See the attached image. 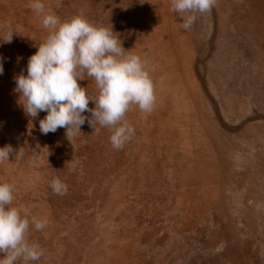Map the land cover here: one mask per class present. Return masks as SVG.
Instances as JSON below:
<instances>
[{
  "label": "rangeland",
  "instance_id": "obj_1",
  "mask_svg": "<svg viewBox=\"0 0 264 264\" xmlns=\"http://www.w3.org/2000/svg\"><path fill=\"white\" fill-rule=\"evenodd\" d=\"M43 2L61 22L112 27L146 61L156 102L130 107L135 134L120 150L90 112L71 141L65 128L42 134L46 113L26 116L14 89L49 30L30 0H0L14 33L4 42L0 28V148L19 153L0 163V182L22 216L48 221L30 224L43 255L29 264H264V0H217L189 30L170 0Z\"/></svg>",
  "mask_w": 264,
  "mask_h": 264
},
{
  "label": "clouds",
  "instance_id": "obj_2",
  "mask_svg": "<svg viewBox=\"0 0 264 264\" xmlns=\"http://www.w3.org/2000/svg\"><path fill=\"white\" fill-rule=\"evenodd\" d=\"M217 0H170L171 10L179 14L181 27L189 30L197 14L210 12ZM31 9L42 17V25L49 30L47 39L38 45L37 51L28 59L26 75L23 71L15 77V89L26 116H46L39 121L42 134L66 129L71 141L85 123V112L91 113L88 123L110 130L112 147L123 148L132 136L134 128L125 120L130 107L138 106L142 113H151L156 97L154 84L146 70V61L125 50L112 27L97 26L83 16H74L63 21L46 12L43 0H30ZM4 42H11L14 33L10 25ZM4 72L3 58H0V75ZM84 76L94 79L99 94L93 98L78 81ZM89 102L94 108H89ZM19 154L11 145L0 148V163L10 162ZM57 195L67 193V185L59 178L50 184ZM14 186L0 182V264H24L39 261L43 250L39 244L29 242L30 224L36 230H43L48 221L44 218L22 216L11 207Z\"/></svg>",
  "mask_w": 264,
  "mask_h": 264
},
{
  "label": "bare ground",
  "instance_id": "obj_3",
  "mask_svg": "<svg viewBox=\"0 0 264 264\" xmlns=\"http://www.w3.org/2000/svg\"><path fill=\"white\" fill-rule=\"evenodd\" d=\"M190 117V115H188Z\"/></svg>",
  "mask_w": 264,
  "mask_h": 264
}]
</instances>
